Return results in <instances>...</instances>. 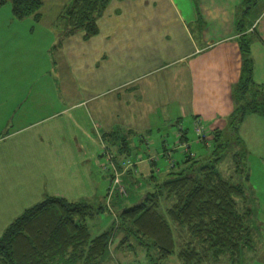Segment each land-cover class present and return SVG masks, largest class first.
<instances>
[{"label":"crops","instance_id":"1","mask_svg":"<svg viewBox=\"0 0 264 264\" xmlns=\"http://www.w3.org/2000/svg\"><path fill=\"white\" fill-rule=\"evenodd\" d=\"M62 1L43 0L45 14L38 21L15 19L11 13L10 38L38 42L31 37L36 25L57 38L52 22ZM158 1L111 0L97 19V34L85 39L78 31L65 37L56 46L58 58L52 57L58 66L53 74L67 83L57 87L56 102L27 107V87H21V76L15 78L8 92L21 88L22 93L1 103L5 106H0V131L2 116L11 120L21 107L25 116L32 114V120L25 122L29 118L21 117L22 125L0 135L1 231L47 195L105 205L98 211L110 212L106 190L111 174L103 167V142L117 160L125 156L133 159L140 155V147L150 153L163 152V141L177 136L180 126L189 138L188 124L193 125L196 117L210 130L211 138L215 128L228 134L243 63L241 33L251 38L252 78L264 85V0ZM8 8L11 11L10 5ZM48 11L53 16L47 21ZM29 47L12 43L1 49L0 42V54L11 48L10 53L21 60ZM109 133H114L113 140ZM134 135H138V145ZM152 158L138 160L122 175L127 188L135 186L140 191L138 198L170 170L168 163L157 167ZM149 164L156 173L164 174L157 177L152 173L142 181L146 175L139 178L134 173L139 166L140 171L148 172ZM122 201L123 197L112 195V209L117 210ZM111 223L110 217H101L95 228L99 233Z\"/></svg>","mask_w":264,"mask_h":264},{"label":"trees","instance_id":"2","mask_svg":"<svg viewBox=\"0 0 264 264\" xmlns=\"http://www.w3.org/2000/svg\"><path fill=\"white\" fill-rule=\"evenodd\" d=\"M107 1L70 0L54 21L61 31L53 47L78 31L85 39L97 34V18ZM6 3H10L13 18L40 20L41 0H0V6ZM239 42L243 63L233 94L237 104L229 115V133L217 128L211 131V153L199 158L182 151L183 157L169 166L166 178L135 202L120 206L111 225L94 236L88 219L105 205L45 196L14 218L0 235V264H99L117 233L121 234L117 246L126 242L132 248L140 247L152 264H160L175 251L181 264H215L224 257L235 263L251 243L250 209L239 207L242 185L225 178L215 164L227 141L239 139L236 126L245 114H264V85L252 78L250 35L241 33ZM109 135L113 140L114 133ZM162 198L170 201L163 210Z\"/></svg>","mask_w":264,"mask_h":264},{"label":"rangeland","instance_id":"3","mask_svg":"<svg viewBox=\"0 0 264 264\" xmlns=\"http://www.w3.org/2000/svg\"><path fill=\"white\" fill-rule=\"evenodd\" d=\"M69 1L70 0L62 1L63 3L61 6V10ZM110 1L111 0H108L107 4H109ZM41 2L43 5V0H41ZM161 2L162 1H160V3ZM4 5L7 6L0 7L1 49L10 47V44L12 43H16L19 45L21 43H24L30 45V47L29 51L25 55L26 57L23 56L21 60L16 59L18 57L16 56V54L10 53L11 48L9 49V53L0 54V106L4 107L5 105L1 103H5V101L7 102L10 100L13 101L15 97L21 95V88H16V91L13 93L8 92L9 87L14 84L15 78H19L20 76L21 87H23L24 85L27 87V107H31L34 103H43L44 105H46V103H48L49 101L56 102L55 93L57 92V87L59 86L60 88L62 84H67L65 82L62 83L53 74V70L58 69V66L56 62H53L52 57L58 58V47L51 46L57 42V33L59 32V30L61 31V29H56V27L54 28L53 31L56 32V38L55 34H53L52 36L47 31V28H43L42 25H36L34 26L35 32L31 37L34 36L35 38H38V42H34L32 39L29 42H18L16 40H12V38H10L12 34V25L10 24L9 20L11 18V11L8 8V5H10V3H6ZM42 5L40 7L41 16L45 14L42 11ZM46 13L47 14L45 15V20L48 21L52 19L51 16H53V14L50 11ZM55 20L56 19H54V21ZM54 21L52 22L53 26H55ZM48 39L51 40L50 44L45 43V41H48ZM21 51L22 49H19L17 52L20 53ZM20 69L23 71V75H21ZM65 79L67 80V77ZM34 97L36 98L33 101L32 98ZM21 98L19 100H21ZM22 111H24L23 107H21L17 112L14 113V117L11 118V120L2 116L1 123L3 122V127L0 131V135L10 132V130H12L13 128L22 125V123H20V121L18 120L21 117L29 118L26 119L25 122H30L32 120V114L29 116H25ZM188 127L190 130V136L188 140H190V148L193 151V154L199 158L206 157L214 146L210 134L207 139L205 138L203 141H200V143H196L193 125L188 124ZM236 127H238L237 130H239L237 134L239 136V139H232L227 141L228 145L221 152L218 162L215 165L225 178H228L235 183H240L243 187L244 195L239 196L237 198V201L240 209H250L248 221L251 229V243L249 247L246 246V248H243L240 258L235 261V263H232L228 259V257H224L216 261L215 264H258L259 261L264 260V114L247 113ZM133 138H135L134 142L138 145V135H134ZM176 140L177 136L173 135L170 136V138L166 137L163 142L165 145H170L168 148H171ZM141 146L145 148L146 143L143 142ZM153 147L154 145L152 144L150 148L152 149ZM138 152L140 155L133 156V160L144 158L145 160L149 161V156L153 155V157H155V159L157 160V167H160V165L164 163L167 164V159L162 155L163 152L161 151H153L150 153L146 149L143 150L140 147ZM171 153L174 159H180L183 157V152L181 151V149H174L171 151ZM149 165L150 169L148 172L140 171L142 166H139V168L136 169L139 171H134V174L138 175L139 178H142V175H146L145 178L141 179L142 181H145L146 177L151 175L152 173L157 177H159L160 174H164V172L156 173L154 167H152V164ZM159 180L161 179H158V181ZM127 194L131 196H129L128 198L124 196L123 201L120 203V206H122V204L128 205L135 202L140 195V191L136 189L135 186L130 188L128 187ZM161 201V209L163 210L170 203V201L164 200L163 198ZM112 208L113 207H111V209ZM114 211L117 214V210ZM101 217L108 219L110 217L112 221V211L110 210L109 212L107 209H105L103 211H99L96 214V218L88 219L90 233L92 234V236L98 233V229L95 228V223L99 221ZM2 232L3 230H0V234H2ZM175 234H178L177 230H175ZM120 237L121 234L117 233L111 239L109 252L99 262V264H152L151 261L145 256V252L143 251V249H141L140 247L135 246V248H132L128 246L126 242H124L123 245L120 243L121 246H117L119 245ZM184 237H186L185 232ZM178 241L179 240L177 239L176 250L179 246ZM151 253L153 259L156 260L155 250H153ZM160 264H181V262L175 251L169 257L160 261Z\"/></svg>","mask_w":264,"mask_h":264},{"label":"built area","instance_id":"4","mask_svg":"<svg viewBox=\"0 0 264 264\" xmlns=\"http://www.w3.org/2000/svg\"><path fill=\"white\" fill-rule=\"evenodd\" d=\"M193 129L195 132V140L197 142L203 141L205 138L207 139L210 134L208 129L202 124L201 119L199 117H196L194 119ZM169 146L170 145H166V148L162 153L167 159V163L169 166H172L176 162V159L172 157V150L181 149V151L183 152L190 151V154H193V151H191L190 149V140L182 137L181 126L179 127V132L177 134V140L171 148H168ZM101 154L105 157L103 167L108 169L111 174L106 190V205L112 211L113 219H116L117 214L114 210L111 209L110 205L111 197L112 195H127V188L125 183L123 182L122 174L124 173V171L134 168L136 162L140 159L133 160L131 157L125 156L117 160L112 150L104 142L101 146Z\"/></svg>","mask_w":264,"mask_h":264}]
</instances>
